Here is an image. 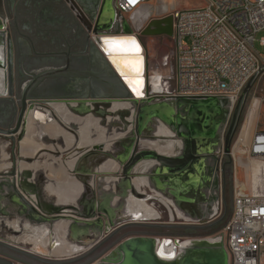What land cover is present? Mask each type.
I'll use <instances>...</instances> for the list:
<instances>
[{
  "label": "water",
  "instance_id": "obj_1",
  "mask_svg": "<svg viewBox=\"0 0 264 264\" xmlns=\"http://www.w3.org/2000/svg\"><path fill=\"white\" fill-rule=\"evenodd\" d=\"M80 16V24L86 27L85 15L80 13ZM6 18L5 3L4 0H0V34L5 28ZM91 23L92 27L88 30L89 35L110 76L109 84H107L110 91L104 96L96 97L92 102L93 106L85 105L80 108L78 103L69 101L70 99L67 101L62 99L57 104L64 105L65 110L75 118L97 120V126L105 130L108 140L113 139L115 135H121L123 138L113 142L110 151H106L105 146L83 148L80 145L83 126L65 123L55 115L51 108H46L44 111L34 110L32 113L29 112V118L33 117L32 125L37 130V135L33 137L32 143L43 142L46 147H53L51 150L53 153L46 154L52 156L57 164L48 161L45 163L56 169L62 165L61 168H65L62 180L71 177L81 184L85 191L79 194L72 205L59 204L56 199L48 201L45 198L44 189L49 184L45 180V176L42 177L26 167H22V164H33L32 161L22 157L14 158V168L11 173L0 177V202L2 205H7L15 218H19L23 223L31 226L46 225L51 230L57 223H65L67 224L66 242L86 245L87 250L80 257L51 261L22 250L9 241H0V247L42 264H75L86 260L112 236L126 227L200 231L209 230L218 225L222 220L217 219L222 199L220 198V188L216 184V173H223L224 169L220 156L222 154L229 160L228 164H232L231 143L238 126L241 107L253 83L251 80L246 85L235 105L226 98L168 97L162 94H152L149 92L150 87L147 89L146 98L137 100L129 92L121 77L114 71L102 49L104 40H114L131 35L138 39L136 32L125 17L117 14L113 7V0L102 2L98 12L91 18ZM173 24L172 16L153 19L142 31L141 36L172 39ZM7 63L9 85L11 86L10 40H8ZM100 103H103L105 111L97 109ZM115 104L126 105L128 109L112 111ZM48 105L54 104L48 103ZM23 106L25 107V101H23ZM23 112L16 129L10 133L0 132V134L9 135L15 144H21L27 137L25 132L20 130ZM35 112L45 114L46 119L44 121L37 119ZM135 119L137 120V138L133 131ZM55 124L64 134L72 138L73 143L70 148L67 147L69 142L63 135L57 137V141H55L53 140L54 136H49L45 131L47 126ZM159 125L166 128L173 138L180 142V148L173 155H164L152 149L143 150L140 145L142 141L147 140L156 143L162 140L165 143L168 142L166 139L156 137V127ZM93 132L96 134L97 129L88 130V138H93L95 135ZM96 139L97 134L92 140ZM129 140L130 143L137 145V152L135 148L131 158L128 154L127 156L123 155L126 145H130ZM64 156L66 158L59 161V158ZM68 159L75 161L70 166L64 167V164L69 162ZM106 162H113L118 167V171L122 169V177H118V175L117 181L111 184L108 190L105 189L104 180L107 179V175L114 173H101L97 170ZM142 164L148 165L150 168L135 174V168ZM204 172L215 174L212 184H209L208 181L205 183V179H201ZM134 175L139 176L135 177ZM98 177L101 178L97 180ZM135 178L144 179L150 192L159 194L172 202L175 215H173L172 209L163 206L166 208L169 221L174 223L177 220V225L170 223V225L150 226L147 222L137 223L122 220L127 200L135 192L132 184ZM137 197L139 200H152L150 196L144 198L139 194ZM201 223L207 224L205 226L197 225ZM23 231L24 229L20 236L24 235ZM164 239L167 238L129 237L92 264H229L222 238L185 241L169 238L170 244H175L173 247L174 257L161 259L158 256L157 247L159 241L161 240L163 243ZM184 243L186 244L183 245ZM0 264L21 263L15 258L0 255Z\"/></svg>",
  "mask_w": 264,
  "mask_h": 264
},
{
  "label": "flooded vegetation",
  "instance_id": "obj_2",
  "mask_svg": "<svg viewBox=\"0 0 264 264\" xmlns=\"http://www.w3.org/2000/svg\"><path fill=\"white\" fill-rule=\"evenodd\" d=\"M103 1L4 0L7 18L5 28L2 34H0L1 133H10L17 128L23 110V122L21 123L20 130L24 131L26 136L29 126V114L32 111H44L46 108H51L48 103L58 105L57 103L62 101V99L66 101L70 99L69 101L78 103V107L80 108L85 105L93 106L94 103L92 102L96 97L109 93L110 89L107 84H109L110 76L101 56L94 48L89 35L90 32L88 31L92 27L91 18L98 12ZM115 2L116 0H113L114 8ZM80 13L85 15L87 19L86 27L80 24ZM148 24L149 22L140 29V38H143L141 33ZM156 38L167 39V37ZM8 40L11 42L12 54L11 86L9 85L7 63ZM172 56L174 57V51L172 52ZM23 101H25V107L23 106ZM82 101L85 103H81ZM103 107V103H100L97 109L105 111ZM78 121L72 122L71 125L79 124L83 126L81 130L82 137L84 135L85 137L88 136V130L94 128L97 129V139L103 136L105 130L95 125L93 119L92 121H86L84 124L80 120ZM95 121L98 124L97 120ZM32 128V136L36 137L37 130L35 127ZM133 131L134 136L137 138L136 119ZM161 142L165 143V141H160L159 143ZM22 144H15L11 141L9 135L0 134V177L11 173L14 168V158H23ZM127 145L123 155L127 156L128 154L129 158H131L135 152L133 151L135 148L137 152V145L132 144V142L130 145ZM46 153L52 154L53 152ZM228 161L223 156L221 160L224 165L223 173H216V184L220 188V198L228 184L227 170H229L230 166ZM101 166L99 169L105 171L104 164L102 168ZM118 177H122V169H120ZM201 179H205V183L208 181L209 184H212L215 179V174L204 172ZM73 203L74 201L72 200L70 204ZM125 215L126 213L124 212L123 216ZM0 218L6 220L13 218V214L9 211L7 205H2L1 202ZM128 228H137V226L126 227L117 232L91 257L95 258L99 253L108 251L105 247ZM140 228L159 230L155 227ZM172 230L184 231L180 229ZM0 234L1 236H5L8 232L2 229ZM0 255L15 258L21 264H32L25 262L23 260L24 257L20 255H18L20 259L16 256L13 257L3 253H0ZM101 255L103 256L104 254L98 256L101 257ZM25 259L31 260L26 257ZM34 262L33 264H42L36 261Z\"/></svg>",
  "mask_w": 264,
  "mask_h": 264
},
{
  "label": "built area",
  "instance_id": "obj_3",
  "mask_svg": "<svg viewBox=\"0 0 264 264\" xmlns=\"http://www.w3.org/2000/svg\"><path fill=\"white\" fill-rule=\"evenodd\" d=\"M149 1L116 0L115 9L125 17ZM205 1L200 9L171 14L174 88L161 94L226 98L235 105L246 85L264 76V55L254 49L256 36L264 33V0ZM259 45L264 47V36ZM258 104L264 109V90ZM247 154L264 166V128L253 134ZM234 183L232 216L215 237L222 238L229 264H264V195L248 194L236 177Z\"/></svg>",
  "mask_w": 264,
  "mask_h": 264
},
{
  "label": "rangeland",
  "instance_id": "obj_4",
  "mask_svg": "<svg viewBox=\"0 0 264 264\" xmlns=\"http://www.w3.org/2000/svg\"><path fill=\"white\" fill-rule=\"evenodd\" d=\"M206 4L205 0H150L145 6H142L137 10V27L140 24V27L137 28V38L139 39L140 43L145 49L144 57L147 64V72H146V80H147V87L145 93H147V89L150 87L152 94H161L163 92H170L173 90L174 85L172 82V72L174 67V58L172 56V52L174 51V43L173 40L170 38L167 39H158L154 37H143L140 38V29L147 24L148 21L154 18H164L171 16L172 13L178 14L183 12H190L197 9L202 8ZM160 8L159 10H156ZM161 8L163 10H161ZM153 10L154 15L147 20V17L144 16L145 10ZM140 20H143L139 22ZM146 20V21H145ZM264 36V33H259L256 36V42L254 45L255 51L260 54L264 55V47L259 45V40L261 37ZM166 64V67L163 66ZM167 68V69H165ZM159 74V75H158ZM156 75V76H155ZM168 77V78H166ZM149 89V92H150ZM264 90V76L260 79H256L243 102L241 107V113L239 117L238 126L233 137L231 143V159L232 164L229 166V170H227V179L228 184L223 191L222 194V202L219 207V213L217 219H222L221 224L224 226L227 225L229 222L232 212H233V205H234V179L236 177V181L242 185L248 194L257 193L258 195H264V166L261 161L253 159L248 156L247 154V146L250 143V140L253 134L256 131H260L264 128V109L258 104L260 99H262V94ZM255 105V108L253 107ZM252 114V115H251ZM246 127V129H245ZM94 133V132H93ZM95 134V133H94ZM97 134V133H96ZM96 134L93 136L92 139L95 138ZM163 137L159 138L162 139ZM163 139L176 141V138L173 137H165ZM164 141V140H162ZM164 144V143H160ZM145 150V148H143ZM177 152L178 149L175 148L174 152ZM66 157L64 156L61 161H63ZM114 172V174L107 175V178H118L117 176L120 174V170ZM117 172V173H116ZM135 177L139 175H134ZM101 177H98L100 179ZM98 185V184H97ZM141 192L146 196H150L152 200L144 202L147 208L152 209L156 213V218L154 220H141V222H147L148 225H170L168 213L166 208L158 202L156 197H154V193L150 192L147 187L141 189ZM177 220L173 225H177ZM219 223V224H220ZM34 229L31 230L24 229L23 234L28 235L24 237V239L29 241L28 243H32V240H38L36 235L34 234ZM222 230H200L197 234L191 235L187 234L186 232H178L177 230H167V229H146V228H128L122 232V234L113 240L105 249L107 248L108 251H105L100 254H106L109 251L113 250L116 245H118L123 240L129 237H153V238H171V239H183V240H193V239H210L218 235ZM26 231V232H25ZM25 232V233H24ZM52 238H50L51 241ZM24 240V241H25ZM1 241V240H0ZM86 252V251H84ZM0 253L10 255L13 257L20 256L14 254L8 250H5L0 247ZM35 254V253H33ZM85 253L78 254L76 256H72V258L80 257ZM42 259H49L51 261L55 260H62V259H71V258H57L54 256H42L40 254H35ZM96 255L95 258H90L83 260L79 263L75 264H92L99 258L100 256ZM102 256V255H101ZM25 262L28 263H35L34 261L23 258Z\"/></svg>",
  "mask_w": 264,
  "mask_h": 264
},
{
  "label": "bare ground",
  "instance_id": "obj_5",
  "mask_svg": "<svg viewBox=\"0 0 264 264\" xmlns=\"http://www.w3.org/2000/svg\"><path fill=\"white\" fill-rule=\"evenodd\" d=\"M133 41L135 42V45L132 44ZM102 49H103V53L106 55L108 62L113 67L114 71L121 77V79L123 80V83L129 90V92H131L132 96L136 97L137 100L145 99L147 95L145 93V90L147 87V80H146L147 64H146V60L144 57V49L141 43L139 42V40L136 39L134 35L116 38L114 40L107 39V40H104L102 44ZM137 81L139 83H137ZM126 109H128V106L126 105L115 104L113 106L112 111H121V110H126ZM51 110L54 111L55 115L59 119L64 120L65 123H68L70 125L72 122H79L78 120H80V122L83 124L86 123V121L88 120L92 121V118L77 119V118L72 117L65 110V106H63L62 104L51 106ZM35 117L37 119H40L41 121H44L46 119L45 114H41L40 112H35ZM28 121H29V126H28L27 137L22 143H24L25 141H28V142L31 141L32 143V140H33V136H32L33 117H30ZM93 122L95 123V125H97L95 120ZM54 127L56 126L54 125L48 126V128L46 129V132L48 133L49 136L50 135L54 136V133H55ZM64 137H65V140H67V142H70L72 139L67 135L66 136L64 135ZM156 137L159 139V137L160 138L161 137L163 138L173 137V135L166 128L159 125L158 127H156ZM122 138L123 136L121 135H115L113 139L108 140L105 132L103 136H101V138L96 139V140H92L91 138H88V136L85 137V135L82 137L81 135L80 145H82V147H85V148H91L95 146H102V147L105 146V150L110 151L111 144L115 142L116 140H120ZM55 141H57V137ZM140 145L142 148L156 150L158 153H161L164 155H173L175 153L174 152L175 148L177 149L180 148V142L172 141V139L168 140V142L164 143L162 146L160 143L152 142L149 140L142 141ZM74 159L72 160L68 159L69 162H66L64 164V167L67 165L70 166V164H72L75 161ZM61 166L58 167L57 169L64 173L65 168L63 169L61 168ZM104 166L106 170L101 171L98 168L97 169L98 172L114 173L117 170L116 169L117 166L113 162H106L104 163ZM102 167L103 165L101 166V168ZM149 168L150 166L142 164L135 168L134 173L135 174L142 173L143 171L148 170ZM116 181H117V178L113 179L111 177L104 180V183L106 185L105 189L108 190L110 188L109 186L115 183ZM132 184H133V189L135 190V192H133L132 196H130V198L127 200V207L125 208L126 215L123 216L124 215L123 213L122 220L128 221V222H137V223L141 220H154L156 218L155 211L145 206L144 202H146V200L144 199L139 200L137 197L140 194L144 198H148V196H146L145 194H143V192H141V189L144 187H147L149 189L147 183L145 182L144 179L135 178L133 179ZM44 191H45V198L48 201H50V199H56V202L59 204L70 205L71 201L72 200L75 201L76 198L79 196V194L85 191V189L81 191V189L79 188V192L76 193L77 195H74L75 193L67 192V191H64V192L50 191V190H47V188ZM154 195H155L154 197H156V199L162 205L167 206L170 209H172L173 215H175L174 214L175 209L173 208L174 206L170 200L163 198L159 194L154 193ZM70 197H72V199L67 200V198L70 199ZM66 225L67 224L65 223H57L54 229L51 230L46 225H43V226L28 225L27 223H23L19 218H15L13 216V219L11 220L0 219V231L4 229L8 232V234L5 236H1L0 234V240L2 242L9 241L12 244H14L16 247H19L22 250H26L28 252L35 253V254H40L42 256L50 255V256L57 257V258H67V257L69 258L76 254L82 253L86 251L87 249L85 248L86 245L84 244H68L66 242L65 240ZM32 228L34 229L33 230L34 234L36 235L38 240L33 239L32 243H28L29 242L27 241L28 238H26L25 240L24 237L28 236L29 234L28 235L24 234L25 236L24 235L20 236V234L22 233L23 229L31 230ZM50 238H52L51 241H50ZM185 244L186 243H184L183 245ZM174 245L175 244H170V239H164L163 243H161V240H160L159 245L157 247L158 256L161 259H165L167 257L173 258L174 257V251H173Z\"/></svg>",
  "mask_w": 264,
  "mask_h": 264
},
{
  "label": "crops",
  "instance_id": "obj_6",
  "mask_svg": "<svg viewBox=\"0 0 264 264\" xmlns=\"http://www.w3.org/2000/svg\"><path fill=\"white\" fill-rule=\"evenodd\" d=\"M159 9L160 8H157L156 10H159ZM161 10H163V9L161 8ZM153 15H154L153 10H151V9L145 10L144 16L147 17V20L149 18H151ZM125 19L130 23L131 27L134 29V31L137 34V28L140 27V24H138V27H137V11H135L133 14H131L129 16H125ZM154 19H156V18H154ZM157 19H160V18H157ZM151 20H153V19H151ZM141 21H143V20H140L139 22H141ZM150 21H148V22H150ZM54 126H56L57 129H56V127H54L55 133H54L53 140H55L56 137H58V136H62V135L66 136V134H64L63 131L56 124ZM47 128H48V126L46 127V129ZM46 129H45V131H46ZM80 142H81V138H80ZM72 143H73V140L71 139V141L69 142L67 147L70 148L72 146ZM22 146H23V154H24L23 158L26 160L32 161L33 164H31V165L22 164L21 166L26 167L28 170L35 172L36 174H39L42 177L45 176V180H47V183L49 184V186L47 187V190L56 191V192L67 191V192L75 193L74 195H77L76 193H78L79 188L81 189V191L84 190L82 185L79 184L75 179H71V177H67L66 179L62 180L64 177V173L59 171L56 168L50 167L51 165H47L45 163L46 161L53 163V164L55 163V161H54L55 159L52 156L46 154V151L51 152L53 147H46L43 142L31 143V141L30 142L25 141L22 144ZM61 160H62V157L59 158V161H61ZM55 164H57V163H55ZM68 176H70V174H68ZM71 199H72V197H70V199L67 198V200H71ZM180 230H183V229H180ZM186 231H189V230H184V231H180V232H186Z\"/></svg>",
  "mask_w": 264,
  "mask_h": 264
},
{
  "label": "trees",
  "instance_id": "obj_7",
  "mask_svg": "<svg viewBox=\"0 0 264 264\" xmlns=\"http://www.w3.org/2000/svg\"><path fill=\"white\" fill-rule=\"evenodd\" d=\"M223 226H224V225L220 223V224L216 225L215 227H213V228H211V229H209V230H217V231H220V230H222V227H223ZM209 230H206V231H209ZM186 233H187V234L194 235V234H197L198 231H186Z\"/></svg>",
  "mask_w": 264,
  "mask_h": 264
},
{
  "label": "snow or ice",
  "instance_id": "obj_8",
  "mask_svg": "<svg viewBox=\"0 0 264 264\" xmlns=\"http://www.w3.org/2000/svg\"><path fill=\"white\" fill-rule=\"evenodd\" d=\"M113 43H115V42H113ZM132 44L135 45V42L133 41ZM137 83H139V82L137 81Z\"/></svg>",
  "mask_w": 264,
  "mask_h": 264
}]
</instances>
